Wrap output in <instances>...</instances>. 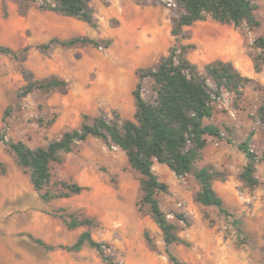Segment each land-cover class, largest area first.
<instances>
[{"label": "rangeland", "instance_id": "1", "mask_svg": "<svg viewBox=\"0 0 264 264\" xmlns=\"http://www.w3.org/2000/svg\"><path fill=\"white\" fill-rule=\"evenodd\" d=\"M252 1L257 6L254 15L259 25L236 28L208 17L185 27L190 37L182 41L195 45L187 57L200 70L205 63L221 59L230 61L241 74L252 78L243 88L239 107L233 106L232 94L221 92L210 122L219 126L223 137H209L203 158L194 165L197 169L213 164L228 171L226 180L213 181V187L233 217L241 221L243 235L238 236L231 224L232 217L225 218L215 207H204L193 200L197 184L192 172L178 178L167 166L156 164L155 173L169 186L168 193L158 196L162 209L171 220H174L171 213L179 211L191 222L179 233L189 245L167 247L145 208L137 205L139 174L129 167L118 147H107L94 137L77 143L71 152L64 154L61 164L53 165V181L73 179L87 189L45 203L31 186L28 174L0 141V160L7 166L6 174L0 175V264H106L89 247L79 252L45 250L27 236L30 233L49 244H71L83 228L67 229L58 215L75 210L97 220L92 235L110 243L109 252L119 264H172L166 249L181 264H264V121L257 116L258 108L264 105V67L255 72L248 56L249 51L254 52L253 38L264 32V0ZM89 4L98 21L96 28L36 8L21 15L16 3L10 0L6 2L7 15H3L0 3V45L23 48L28 44L27 22L34 24L40 20L53 28L50 33L39 31L34 36L39 40L46 41L54 33L66 34V37L54 36L58 38L87 35L111 40L106 49L55 47L45 54L31 48L29 52L33 49V54L29 58L28 52L22 60L0 54V129L4 125L6 137L21 139L35 147L57 138L64 130L78 127L83 114L104 113L110 117L111 110H116L121 118L132 117L134 71L155 65L167 53L174 42L170 17L178 8L173 0H158L156 4L151 0H91ZM28 58L38 72L29 68ZM22 67L31 70L36 78L49 74L63 77L67 91L34 92L3 123L4 109L24 83ZM149 87L150 81L146 79L143 96H149ZM52 115L55 120L48 128L36 122L38 117L47 119ZM249 134L250 146L259 158L256 175L260 184L253 190L238 177L246 161L238 145ZM230 136L232 141L227 142ZM204 211L214 219L212 226L204 219ZM144 229L148 230L155 248L144 239Z\"/></svg>", "mask_w": 264, "mask_h": 264}, {"label": "trees", "instance_id": "2", "mask_svg": "<svg viewBox=\"0 0 264 264\" xmlns=\"http://www.w3.org/2000/svg\"><path fill=\"white\" fill-rule=\"evenodd\" d=\"M0 0L3 15H7L6 2ZM16 3L19 14L28 13L31 8L39 11H50L68 16L97 27V18L90 6L91 0H10ZM158 0H151L156 4ZM178 8L170 17V34L174 42L165 55L161 56L153 66L135 69L136 82L131 90L134 111L131 118H121L116 110L111 116L104 113L90 116L82 115L78 127L64 130L57 138L50 139L41 146L30 147L23 140L6 137L4 125L0 129V141L6 146L17 164L28 174L29 182L45 203L53 199L67 198L80 194L87 189L73 179L53 181L54 164L63 162L64 154L71 152L77 143L90 137L99 139L105 146L118 147L126 157L129 167L139 174L140 198L138 206L145 208L161 232L165 245H189L179 233L190 225V218L183 212L173 211L174 220L169 219L168 212L162 209L158 196L169 192L166 182L159 179L154 171L156 164L167 166L178 178L193 173L197 189L193 200L204 207H215L219 215L232 217L231 224L236 228L238 236L243 235L241 221L233 217L226 207L223 198L213 187V181H225L228 171L207 164L194 169V165L203 158V150L208 138L220 139L222 131L210 122L214 113V103L221 98L222 91L232 94L233 106L239 107L243 96V88L252 78L241 74L230 62L215 59L205 63L200 70L191 62L187 53L195 48L194 44L183 43L190 37L185 27L197 21L211 19L224 24L231 23L236 28L243 25L254 27L259 25L254 9L257 7L252 0H173ZM110 39H96L87 35H75L68 38L51 37L47 42L27 44L21 49H13L0 45V54L16 60L26 57L31 48L47 54L52 48H76L90 46L106 49ZM253 51L248 52L255 72L264 67V32L253 38ZM24 83L15 92L14 100L3 111L2 122L11 116L14 110L21 107V102L28 95L39 92L66 93V80L57 75L49 74L41 78L34 77L31 70L20 69ZM150 81L149 96H143L144 81ZM213 86H212V85ZM260 121H264V105L257 110ZM55 120V115L44 119L38 117L40 127L48 128ZM250 136L238 147L245 155L238 177L250 190L255 189L260 180L256 175L257 154L250 146ZM232 141V136L226 138ZM7 172L6 164L0 160V175ZM140 210V209H139ZM69 230L83 228L71 244H49L39 237L27 233V236L45 250L61 249L68 252H79L84 247L93 249L106 264H119L113 260L109 252L110 243L97 240L92 229L98 226L94 217L84 214L81 210L64 212L58 215ZM203 217L210 226L214 219L208 211ZM146 242L155 248L154 241L147 229L143 231ZM240 240V238H239ZM168 260L172 264H181L178 258L166 249Z\"/></svg>", "mask_w": 264, "mask_h": 264}, {"label": "crops", "instance_id": "3", "mask_svg": "<svg viewBox=\"0 0 264 264\" xmlns=\"http://www.w3.org/2000/svg\"><path fill=\"white\" fill-rule=\"evenodd\" d=\"M42 12H44V11H42ZM26 28H27V30L29 31V35H27V43L28 44H37V43H43V42H47L51 37H54V36H62V37H66L65 35L66 34H63V35H60L59 33L57 34V33H54V34H47L48 36V38H47V40L46 41H43V40H39V39H37V38H34V36H37V35H39V31H49V33H50V29H52L53 28V26H50V24H46V23H44V20H40V21H38V22H36V23H31L30 21H28L27 22V25H26ZM58 26L57 27H55L54 28V31L55 32H58ZM61 29L62 28H60V31H61ZM53 33V32H52ZM31 37V38H30ZM39 37V36H38ZM32 39H34V40H32ZM37 39V40H36ZM33 50V49H32ZM30 51L29 52V55H28V57L30 58V56L33 54V51ZM29 58L27 59V65L29 66V68L33 71V72H38V70L37 69H35L34 67H33V65H30V60H29Z\"/></svg>", "mask_w": 264, "mask_h": 264}, {"label": "bare ground", "instance_id": "4", "mask_svg": "<svg viewBox=\"0 0 264 264\" xmlns=\"http://www.w3.org/2000/svg\"><path fill=\"white\" fill-rule=\"evenodd\" d=\"M1 37V36H0Z\"/></svg>", "mask_w": 264, "mask_h": 264}]
</instances>
